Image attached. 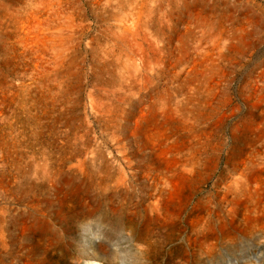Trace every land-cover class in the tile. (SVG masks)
<instances>
[{
	"label": "rangeland",
	"instance_id": "obj_1",
	"mask_svg": "<svg viewBox=\"0 0 264 264\" xmlns=\"http://www.w3.org/2000/svg\"><path fill=\"white\" fill-rule=\"evenodd\" d=\"M0 264H264V0H0Z\"/></svg>",
	"mask_w": 264,
	"mask_h": 264
}]
</instances>
